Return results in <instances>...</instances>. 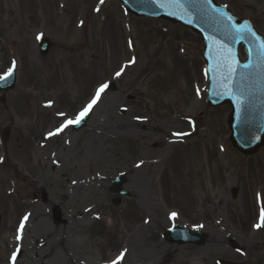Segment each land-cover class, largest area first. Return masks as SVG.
<instances>
[{
    "label": "rangeland",
    "instance_id": "rangeland-1",
    "mask_svg": "<svg viewBox=\"0 0 264 264\" xmlns=\"http://www.w3.org/2000/svg\"><path fill=\"white\" fill-rule=\"evenodd\" d=\"M235 1L264 35L257 0ZM201 50L187 28L116 0H0V76H16L0 104V264H110L122 252L128 264H264V146L251 157L231 147L229 108L204 102ZM117 175L126 196L109 190ZM79 211L89 221L75 223ZM198 222L200 246L163 239Z\"/></svg>",
    "mask_w": 264,
    "mask_h": 264
},
{
    "label": "water",
    "instance_id": "water-1",
    "mask_svg": "<svg viewBox=\"0 0 264 264\" xmlns=\"http://www.w3.org/2000/svg\"><path fill=\"white\" fill-rule=\"evenodd\" d=\"M123 8L136 17L165 19L181 24L196 33L203 44L201 58L205 65L208 84L205 103L210 107L229 105L227 125L229 140L233 148L243 155H252L264 145V55L260 48L264 38L259 35L247 19L230 14L224 6L213 0H117ZM231 17V19H228ZM247 25L250 31L243 33L236 29ZM242 46L246 59H239L238 48ZM50 42L39 40V52L47 54ZM228 65L233 71L229 74ZM15 84V70L0 79V91L11 90ZM4 103V97H0ZM89 113L73 126V130L85 126ZM8 137V130L2 132V140ZM122 176H117L109 190L118 195H128L121 188ZM55 219L59 213L54 212ZM264 232V220L261 221ZM205 236L190 232L177 224L165 231L168 243L201 244ZM233 246V240H231ZM219 264H237L219 261Z\"/></svg>",
    "mask_w": 264,
    "mask_h": 264
},
{
    "label": "snow or ice",
    "instance_id": "snow-or-ice-1",
    "mask_svg": "<svg viewBox=\"0 0 264 264\" xmlns=\"http://www.w3.org/2000/svg\"><path fill=\"white\" fill-rule=\"evenodd\" d=\"M101 2H103V0H101ZM206 2L210 3V0H206ZM228 19H231V17H229ZM237 32L243 33L245 31H250V29L247 28V25L237 28L236 29ZM260 48L262 50V55H264V44L260 45ZM228 70H229V74H231V72L233 71L231 65H228ZM12 73V68L8 69V73H6V75H10ZM117 76L120 75V72L116 73ZM0 79H3V77H0ZM107 88L106 84L101 85L97 91H96V96L95 98L92 99V101L80 112V114L77 116L76 120H68L67 124H73V123H78L79 120L85 116L89 110L92 108V106L97 102V99L99 98L100 94ZM63 115V114H62ZM66 125H62L61 128H57L56 129V133H59L63 127H66ZM55 133H49V136L54 135ZM173 216H175V213H172ZM25 220H27V216L24 217ZM261 219L264 220V209H262V213H261ZM257 227H259L260 225H256ZM24 227L23 222L20 225V229L22 230ZM124 253L122 252L119 256H117V258L113 261L110 262V264H119V261L123 258Z\"/></svg>",
    "mask_w": 264,
    "mask_h": 264
},
{
    "label": "flooded vegetation",
    "instance_id": "flooded-vegetation-1",
    "mask_svg": "<svg viewBox=\"0 0 264 264\" xmlns=\"http://www.w3.org/2000/svg\"><path fill=\"white\" fill-rule=\"evenodd\" d=\"M230 1L232 2H234V4L235 5H233V6H231V3H230ZM261 3V4H260ZM260 4V5H259ZM225 7H227V9L228 10H230L232 13H234V14H237L238 16H240V17H248V16H246L247 14H246V12L244 11V9L245 8H249L247 5H245V6H242V5H240V4H238L237 3V1H235V0H225ZM255 7H257V8H261V13L264 15V0H257L256 1V4H255ZM256 9V8H255ZM255 9H253V10H255ZM258 17V16H257ZM248 18H250V17H248ZM251 19V18H250ZM252 21V20H251ZM253 22V21H252ZM236 194H237V189H235V188H232L231 189V197L232 198H234L235 196H236ZM207 222H208V220H207ZM200 223V228H196V229H198V230H200V231H202V229L204 228L203 226H204V224L206 223V222H198V224ZM206 239H207V237L205 238V240H204V242L203 243H205V241H206ZM202 245V244H201ZM193 246V245H192ZM195 246H200V245H194L193 247H195Z\"/></svg>",
    "mask_w": 264,
    "mask_h": 264
},
{
    "label": "bare ground",
    "instance_id": "bare-ground-1",
    "mask_svg": "<svg viewBox=\"0 0 264 264\" xmlns=\"http://www.w3.org/2000/svg\"><path fill=\"white\" fill-rule=\"evenodd\" d=\"M76 185H77V187L82 186L79 183L76 184ZM88 219H89V216L86 213L81 212V211L77 212V215L75 214L73 216V220H76L75 223L79 222V221L80 222H84V221L87 222V221H89ZM69 262H70V264H93L94 263V259H91L88 256L85 259V258H82L80 256H76V255L72 254V257H70ZM123 263L124 264H128V261L127 260H121V264H123Z\"/></svg>",
    "mask_w": 264,
    "mask_h": 264
}]
</instances>
